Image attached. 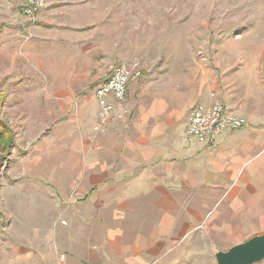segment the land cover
<instances>
[{
	"label": "crops",
	"instance_id": "obj_1",
	"mask_svg": "<svg viewBox=\"0 0 264 264\" xmlns=\"http://www.w3.org/2000/svg\"><path fill=\"white\" fill-rule=\"evenodd\" d=\"M19 1L0 0V21L7 9L21 11ZM118 4L46 0L22 22L29 35L21 52L14 47L20 74L33 81L31 91L66 94L46 106L61 131L30 171L55 169L54 182L47 194L31 186L35 212L15 230L29 237L21 255L30 264H213L224 246L264 230V52L217 59L216 73L200 71V87L189 91L135 78L131 114L100 124L95 91L72 93L96 88L125 61L118 23L131 21L133 9ZM216 100L247 124L223 131L214 145L190 139L189 111Z\"/></svg>",
	"mask_w": 264,
	"mask_h": 264
},
{
	"label": "rangeland",
	"instance_id": "obj_2",
	"mask_svg": "<svg viewBox=\"0 0 264 264\" xmlns=\"http://www.w3.org/2000/svg\"><path fill=\"white\" fill-rule=\"evenodd\" d=\"M118 1L120 11L132 7L133 19L118 23L117 46L124 54L123 60L138 58L144 63L140 80L175 82L189 91L197 85L200 87V71L216 73L217 59L241 62L252 57L257 48V52H264V0ZM17 11L10 14L7 9L9 16L3 18L4 22L0 21L4 23H0V121L6 132L9 131L7 139L0 142L2 264H21L20 251L24 246L29 248V237L21 239L15 236V230L29 224L36 206V191L31 186L35 184L38 191L46 193L54 182L55 169L40 166L30 170L35 167L40 151L51 144L55 132L61 131L60 124L49 123L51 118L45 114L46 106H59L61 97L66 94L31 91L33 81L20 74L19 59L15 55H21V44L29 33L22 28L26 20L23 10ZM121 31L126 35L122 36ZM14 47L15 50L19 47L20 52H14ZM95 84L88 92L72 94L92 95ZM262 208L264 210V205ZM254 230L239 236L228 248L254 234L264 233L262 229ZM23 239L27 241L23 243ZM28 258L23 261L30 264ZM213 264H217L216 253ZM254 264H264V260Z\"/></svg>",
	"mask_w": 264,
	"mask_h": 264
},
{
	"label": "built area",
	"instance_id": "obj_3",
	"mask_svg": "<svg viewBox=\"0 0 264 264\" xmlns=\"http://www.w3.org/2000/svg\"><path fill=\"white\" fill-rule=\"evenodd\" d=\"M45 5L46 0H25L23 14L34 19ZM143 70L144 63L138 58L111 66V74L95 88L100 124L122 120L131 114L126 103L128 86L133 79L142 76ZM246 124L244 117L234 114L226 104L216 100L210 104L196 103L186 120L185 130L190 139L214 145L223 131L238 129Z\"/></svg>",
	"mask_w": 264,
	"mask_h": 264
},
{
	"label": "water",
	"instance_id": "obj_4",
	"mask_svg": "<svg viewBox=\"0 0 264 264\" xmlns=\"http://www.w3.org/2000/svg\"><path fill=\"white\" fill-rule=\"evenodd\" d=\"M217 264H254L264 260V233L216 252Z\"/></svg>",
	"mask_w": 264,
	"mask_h": 264
},
{
	"label": "trees",
	"instance_id": "obj_5",
	"mask_svg": "<svg viewBox=\"0 0 264 264\" xmlns=\"http://www.w3.org/2000/svg\"><path fill=\"white\" fill-rule=\"evenodd\" d=\"M9 131L6 132V128L4 127V124L2 121H0V142L1 141H5L7 139V133Z\"/></svg>",
	"mask_w": 264,
	"mask_h": 264
}]
</instances>
